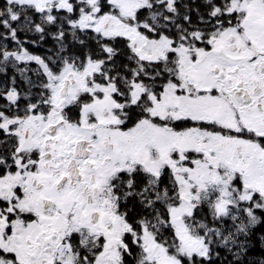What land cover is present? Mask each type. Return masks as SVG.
Returning <instances> with one entry per match:
<instances>
[{
  "label": "snow or ice",
  "instance_id": "obj_1",
  "mask_svg": "<svg viewBox=\"0 0 264 264\" xmlns=\"http://www.w3.org/2000/svg\"><path fill=\"white\" fill-rule=\"evenodd\" d=\"M0 264H264V0H2Z\"/></svg>",
  "mask_w": 264,
  "mask_h": 264
},
{
  "label": "trees",
  "instance_id": "obj_2",
  "mask_svg": "<svg viewBox=\"0 0 264 264\" xmlns=\"http://www.w3.org/2000/svg\"><path fill=\"white\" fill-rule=\"evenodd\" d=\"M0 2H2V0H0Z\"/></svg>",
  "mask_w": 264,
  "mask_h": 264
}]
</instances>
